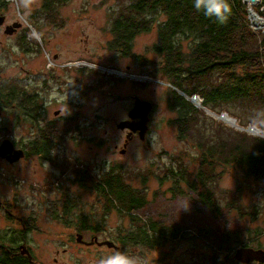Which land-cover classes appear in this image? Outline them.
Wrapping results in <instances>:
<instances>
[{"label":"rangeland","instance_id":"1","mask_svg":"<svg viewBox=\"0 0 264 264\" xmlns=\"http://www.w3.org/2000/svg\"><path fill=\"white\" fill-rule=\"evenodd\" d=\"M120 1L66 0L58 8L59 13L51 14L52 20L45 21L44 12L40 11L44 0H6L9 7L0 14L6 17L5 24L0 27V90H7L15 86V82L23 80L25 70H30L31 76L32 69L36 74L49 70L58 78L55 84L50 85L51 90L45 94V98L51 100L49 117L67 120V136L62 144V154H65L62 169L67 171V176L78 172L81 177L79 182L82 190L74 186L73 192L78 189L81 192L83 202L78 213L88 217L92 214V220L87 221V225H100L114 239L119 229L131 231L139 226V223L124 218L117 211L105 216L100 201L96 203L98 197L102 198L96 190L97 179L114 169L125 176L130 188L146 194L145 209L133 211L138 219L162 221L165 226L188 225L191 231L200 225L210 227L225 223L231 234H234L233 228L242 227L245 220L251 231L262 230L258 242L252 241L251 244L254 249L264 250V180L245 176L238 164L234 166L232 161L230 164L227 162L228 156L226 159L217 157L218 152L214 155V164L218 167L216 174L223 172L214 186L217 199L225 207L231 201L230 194L238 195L241 190L239 202L242 212L239 213H244L243 220L239 213L223 210L222 223L212 218L208 209L196 199V194L189 191L187 183L177 185L166 177L170 174L167 170L171 168L180 169L181 173L177 176L184 177L186 181L194 179L190 172L197 169L196 164L199 162L202 165L201 149H206L207 142L209 145L218 143L225 148H243L244 143L252 145L253 140L264 141V130L260 128L264 127L263 122L250 125V121L245 120L248 113L235 118L225 109L212 111L203 102L198 105L197 101L191 100L193 96L202 99L200 95L187 96L173 87L161 71L160 58L152 50L157 42L156 31L135 38L133 53L141 56L140 60L115 52L109 43L113 40L111 9L119 7ZM123 1L127 3L128 0ZM257 2L254 6L246 4L251 12L248 19L254 32L264 34V26L258 27L252 19L254 14L258 20H264V16L254 11L260 6L261 0ZM15 23L21 24L23 31L6 35L5 27ZM173 92L185 97L200 114L198 126L194 125L196 131L183 139L179 138L176 125L178 113L171 107L169 100ZM133 97L154 101L151 128L144 141L139 138L132 140L125 153H121L125 136L117 125L128 118V112L134 105ZM56 111H60L58 116L54 115ZM17 113L18 106L4 108L0 105V146L5 141L28 144L34 133L40 134L45 129L44 123L34 125L28 121H17ZM223 113L238 121L237 125L226 122L227 117L224 119ZM250 126L260 130L259 135L256 131L250 132ZM37 159L32 157L21 161L20 170L24 179L31 177L34 170H40L33 168L35 164H40ZM44 165L48 174L57 168L48 162ZM9 171L11 168L0 158V188L4 189L0 196H14L10 186L6 189L10 180L5 179L4 175H8ZM20 184L24 187L22 189H26V183L20 182L16 186ZM243 184L246 185L239 188ZM173 191L180 193L174 195ZM18 196L20 202L27 197L21 192ZM254 210L257 211L255 217L248 215ZM252 217L254 221H251ZM66 220L67 225L74 223L69 218ZM5 226L6 222L0 216V232ZM39 228L44 231L31 235V248L41 264H103L116 256L133 264H186L184 261L191 263L194 254L203 256L211 251L201 239L198 244L202 248L196 247L197 250L188 242L178 241V245L173 247L167 245L156 250L132 247L122 251V254L110 255L107 249L80 244L73 228L55 223L52 219L43 221ZM215 230L224 233L221 232V226ZM245 231L248 230L244 228L242 232L239 231L242 240H250L249 233ZM84 235L85 241L95 236H99L100 240L106 238L100 232L85 231ZM238 251L239 248H235L228 253L232 260H236Z\"/></svg>","mask_w":264,"mask_h":264},{"label":"trees","instance_id":"2","mask_svg":"<svg viewBox=\"0 0 264 264\" xmlns=\"http://www.w3.org/2000/svg\"><path fill=\"white\" fill-rule=\"evenodd\" d=\"M64 2L66 0H44L40 9L42 13L44 12L43 20H52L51 14L55 12L58 14V8ZM228 3L232 10L231 16L226 24L219 25L214 19L198 12L193 6V0H128L127 3L122 0L118 4L119 7L111 9L113 40L109 43L120 56L140 60L141 56L133 53L135 38L156 31L157 42L152 50L160 58L161 71L173 87L187 96L200 95L203 105L212 111L225 109L235 118L248 113L245 120H249L250 125L261 122L264 125V120H261L264 119V34H258L251 28L247 0L246 2L228 0ZM8 7L6 0H0V14ZM254 11L264 16V0H261L260 6ZM21 97L22 94L18 93L15 86L0 90V105L8 108L20 104L18 110L30 106L29 100L21 102L19 99ZM169 100L171 107L178 113L176 125L179 138L190 136L192 131H196L194 125L199 124L198 110L176 92L172 93ZM262 127L260 128L264 130ZM48 132L51 131L43 130L42 134ZM47 143L51 147L53 143L51 138L43 141V145ZM206 144V149H201L202 165L199 162L196 164L197 169L190 172L194 179L186 181L184 177L177 176L181 173L180 169L171 168L167 170L171 175L168 174L166 177L177 185L187 183L189 191L196 194V199L208 209L212 218L222 222L220 219L224 216L223 210L228 211L227 213L242 212L239 202L241 190L238 195L230 194L231 201L227 202L225 207L220 204L214 186L223 172L216 174L218 167L216 168L214 164L216 162L214 155L218 152L217 157L226 159L228 156L227 162L230 164L232 161L234 166L238 164L245 176L262 181L264 141L253 140L252 145L244 143L243 148L240 146L225 148L214 142ZM38 145L36 144V147ZM120 174V171L111 169L97 179L99 183L97 182L96 190L102 197L100 204L105 214L117 211L124 218L139 223L133 230L119 229V234L115 235H118L115 239L122 244L124 251L132 247L138 250L143 248L156 250L167 245L173 247L178 245V241L188 242L196 249L202 248L198 240L203 239L206 248L211 250L210 253L203 256L194 254L192 262L184 261L186 264H241L236 257V260H232L228 253L233 252L235 248L239 250L253 248V242H258L259 236L262 235V230L251 231L247 227L244 213H239L244 224L242 227L235 226L234 234L229 232L230 228L223 222V225L220 223L218 226H195L196 228L191 231L188 225L165 226L162 221L138 219L133 211L145 209L146 194L130 188L125 176ZM179 193L180 191H173L174 195ZM75 207L77 211V205H70V202L67 204L68 215ZM256 210L248 215L255 217ZM73 213H76L75 210ZM253 217L251 221H254ZM91 220L92 216L85 217L83 221L85 229L87 221ZM220 226L223 228L222 234L215 230ZM97 227L92 230L95 231ZM244 228L248 230L245 232L249 233L250 240H242L239 231L242 232ZM8 255L10 256L4 248H0V264H6L3 260ZM15 264L27 263L19 259Z\"/></svg>","mask_w":264,"mask_h":264},{"label":"flooded vegetation","instance_id":"3","mask_svg":"<svg viewBox=\"0 0 264 264\" xmlns=\"http://www.w3.org/2000/svg\"><path fill=\"white\" fill-rule=\"evenodd\" d=\"M3 25H0V27ZM19 25L20 27L17 29V31L21 33L23 31V27L21 24ZM8 26H6L5 29ZM54 59L57 60L56 57ZM31 72L32 76L30 75V70H25L26 74L24 78H22L23 80L15 82V87L17 88L18 93L20 92L22 94V97L19 98L21 99V102H23L24 100H29L28 103H30V106H28L27 108L24 107L18 110L19 113H17L16 119L17 121L21 122L31 121L34 125H40L44 123L45 129L43 130H50L51 132H48L46 134L34 133L33 138L28 141V144L25 143L24 145L18 144L14 141H10L14 145V153L17 151L23 152V156L16 162H10L7 157L3 158L0 156L2 161L5 162L9 168H11V171L8 172V175H4L5 179L8 178L10 180V183L6 187V189L10 186L12 194L14 193V196L11 197L0 196V212H2V215L0 216L6 222V228L4 227L5 229L2 230L3 232H0V248H4V250L10 254V256L8 255V257L4 258L3 261L6 264H15V262L21 259L27 264H41L39 261L36 260V256L32 251L31 235L37 232H43L44 230L40 229L39 225L43 221L48 219H52L55 223L62 224L66 227L73 228L74 233L77 234V241L78 237H81V241L78 242L86 247H99L101 249H107V254L110 255H113L115 253L122 254V251H124L123 247L121 246L122 244L118 241V239H110V236L113 235H109L107 231L102 230L100 228V225L95 231L92 230L94 229V227L91 226L89 228V225H87L86 229L84 228L83 221L85 220V217L87 218L88 216L83 215L82 213H78L80 209V203L83 202L81 201V192L79 191V189L78 191L73 192L74 186L79 187L82 190L79 182L81 180V177L78 172H74L72 174L67 173V176V171H64L62 169V163L65 162L63 160L65 159V157L63 158V155L65 154H62L64 149L62 147V144L67 136L65 132V123L67 120L61 119L60 117H55V119L49 117L48 106L51 100H47L45 98V94L51 90L50 85L55 84L58 78L55 76V74H51L49 70H45L43 74H36L33 69L31 70ZM170 95H172V93ZM136 98L137 97H133L134 105ZM147 101L151 102L153 105V109L149 114L150 120L148 123V133L151 128L150 116L155 108V103L152 100ZM19 105L20 104H18V106ZM14 107L16 108V105ZM131 110H129L128 112V118L123 121L130 120L129 113ZM59 114L60 111L54 112L55 116H58ZM138 128V120L134 121L133 123H129L128 127H126L125 129L119 128L125 136L124 145L123 149L121 150V153H125V149L132 140L138 138L142 141L145 140L147 133L145 135V138L142 139L141 131ZM47 138H51L53 142L51 144V147L48 143L46 145H43V141L47 140ZM36 144L39 145L36 147ZM32 157H37V161L40 162L39 165L35 164L33 168H40V170H34L32 172L33 175L26 180L21 176L23 172L22 170H20V163L24 159ZM31 161L34 162L35 160ZM45 162L56 166L58 168V171L56 168V170L53 171L52 174H48L43 168L45 167ZM62 173L63 176H60ZM20 182L26 183V189H22L24 187H22L21 184L16 186ZM88 189L91 188H87L86 190ZM3 191L4 189L0 188V194H2ZM20 192L22 194H26L27 196L22 202L18 200V195ZM98 201H100L99 197L96 203ZM69 202L70 205L72 204L79 206L77 208V211L76 207L74 209L76 213H73V210L68 215L67 204ZM108 215L109 214H105V216ZM82 216H84L83 219ZM91 216L92 214L89 215L88 218H90ZM67 218L73 219L74 223L67 225ZM85 231L92 233L100 232L104 234L106 238L100 240L99 236H95L92 237L90 241H85L83 238L85 236ZM104 242H113L114 246L110 247L109 245L103 244ZM251 263L255 264L257 263V261ZM91 264L99 263L92 262Z\"/></svg>","mask_w":264,"mask_h":264},{"label":"water","instance_id":"4","mask_svg":"<svg viewBox=\"0 0 264 264\" xmlns=\"http://www.w3.org/2000/svg\"><path fill=\"white\" fill-rule=\"evenodd\" d=\"M4 22H5V17L0 16V25H3ZM19 27H20L19 24L8 26L5 30V34L11 36L15 31H17ZM152 109H153V105L151 102L136 98L135 105L129 113L130 120L121 122L118 125V128L125 129L126 127H128L129 123H133L134 121L138 120V125H139L138 129L141 131V138L144 139L148 131V123L150 120L149 114L151 113ZM13 151H14V145L10 141H5L0 146V156L3 158L7 157L10 162H16L23 156L22 151H17L15 153ZM78 241H81V237H78ZM103 244L109 245L110 247L114 246L113 242H104ZM235 257L238 261L244 264H249L255 261L259 263H264V250L247 248V249L239 250Z\"/></svg>","mask_w":264,"mask_h":264},{"label":"clouds","instance_id":"5","mask_svg":"<svg viewBox=\"0 0 264 264\" xmlns=\"http://www.w3.org/2000/svg\"><path fill=\"white\" fill-rule=\"evenodd\" d=\"M193 6L198 12L210 19H214L219 25L228 22L232 10L228 0H193ZM103 264H133L121 256L104 261Z\"/></svg>","mask_w":264,"mask_h":264},{"label":"bare ground","instance_id":"6","mask_svg":"<svg viewBox=\"0 0 264 264\" xmlns=\"http://www.w3.org/2000/svg\"><path fill=\"white\" fill-rule=\"evenodd\" d=\"M247 3L249 4V5H252V6H254V5H256L258 2H257V0H247ZM246 3V4H247ZM257 14V13H256ZM257 16H258V14H257ZM258 18V17H257ZM256 17H255V15L253 14L252 15V19H253V21H254V23H255V25H257L258 27H263L264 26V20H258ZM261 19V18H260ZM117 74H119V73H117ZM198 104V103H197ZM199 105V104H198ZM228 118V119H227ZM226 118V122H228V123H232V124H236L238 121H235V119H233V118H230V117H227ZM237 125V124H236ZM250 132H254V131H256L257 132V134L259 135V133H260V130H258V129H250L249 130Z\"/></svg>","mask_w":264,"mask_h":264},{"label":"built area","instance_id":"7","mask_svg":"<svg viewBox=\"0 0 264 264\" xmlns=\"http://www.w3.org/2000/svg\"><path fill=\"white\" fill-rule=\"evenodd\" d=\"M249 13H251V12H249ZM191 100H195V101H197L198 104H201V105H202V102H203V100H202L201 98H199L198 96H193ZM204 109H205V108H204ZM205 110H207V109H205ZM222 117L225 119V118L228 117V116H227L226 114L223 113V114H222ZM250 127H251V128H250L251 130H252V129H256V128L253 127V126H250Z\"/></svg>","mask_w":264,"mask_h":264}]
</instances>
